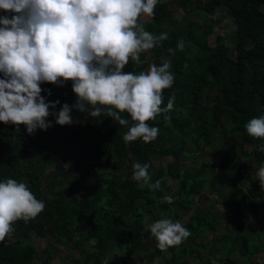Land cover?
<instances>
[{
  "label": "trees",
  "instance_id": "1",
  "mask_svg": "<svg viewBox=\"0 0 264 264\" xmlns=\"http://www.w3.org/2000/svg\"><path fill=\"white\" fill-rule=\"evenodd\" d=\"M185 1L195 9L179 19L172 17L168 0H159L154 17H148L146 23L139 20L154 35L167 33L166 40L148 51L157 66L169 63L175 77L173 86L163 91L161 105L167 106L173 97V108L148 121L149 126L159 129L154 141L123 140L132 123L127 113L121 115L129 120V125H120L103 114L92 117L91 108L88 112L78 111L70 81L64 86L41 84V95L48 103L60 102L50 109L51 113L58 114L64 104L72 108L73 122L79 125L76 131L56 124V115L47 118L51 127L46 131L37 129L31 135L24 125L17 132L15 125L0 123V182L14 179L25 183L36 199L45 204L35 219L13 224L12 239L0 242V264L42 261L49 264L50 256L44 260L30 243L32 234L40 238L54 237L62 249L84 252V264H127L140 255L142 264L154 260L160 264H191V256L198 251H204L203 256H198V264H211L212 259L219 264H236L230 259L233 252L250 260L264 248V213L255 228L243 211L233 206L229 230L217 235V217L211 206H198L193 201L208 188L217 197L216 203L233 205L227 190L236 187V178L223 168L211 170L209 178H204L212 166L206 161L192 167L182 164L187 155L196 159L194 154L206 148L219 153L221 149L216 147V142L220 140V145L224 144L229 126L240 135V141L235 142L238 149L230 144L227 157L251 158L256 164L255 174L264 165V151L260 150L264 138L249 136L245 128L252 118L264 116V0ZM218 7L230 11L236 29L230 42L216 34L211 44L208 34L212 25L207 24L197 32L191 15L213 14ZM5 15L10 18L12 14L0 11V16ZM181 38L186 42L183 51L177 49ZM170 48L175 50L174 54L168 51ZM142 67L129 60L123 71L139 74ZM205 90L215 93L210 104L204 102ZM245 145L251 148L250 152L241 149ZM61 147L90 164L88 175L92 182L83 196L79 188L82 176L64 180L68 170L61 168L62 164H58V170L64 183H43L44 175H52L46 172L53 167ZM156 156L166 160L165 165L155 163ZM135 162L150 165V182L160 180L159 190L141 188L140 182L132 179ZM169 180L175 181L176 192L171 203L163 199L172 192ZM244 195L251 207L257 201L264 206V190L260 189L258 178L250 180ZM151 207L189 230L190 236L182 243L190 247H182L180 243L161 251L156 244L147 249V242L155 239L149 230L152 222L148 225L144 222L151 215ZM210 234L214 239L203 244L202 238ZM114 249L119 256L112 255ZM145 250L149 252L143 255Z\"/></svg>",
  "mask_w": 264,
  "mask_h": 264
},
{
  "label": "clouds",
  "instance_id": "2",
  "mask_svg": "<svg viewBox=\"0 0 264 264\" xmlns=\"http://www.w3.org/2000/svg\"><path fill=\"white\" fill-rule=\"evenodd\" d=\"M159 0H0V123L12 124L19 132L24 125L29 135L37 129L47 130V118L56 115L60 126L73 123L72 108L60 102H46L41 84L64 86L72 83L77 100L74 107L98 117L101 114L129 125L122 117L127 113L131 125L125 142L138 139L154 141L157 127L149 126L158 114L168 113L174 105L170 97L163 104V91L171 88L174 74L170 64H151L146 72L135 74L123 69L129 60L140 63V54L153 49L168 38L167 33L154 35L139 23L140 17H154ZM181 38L177 49L183 51ZM170 53L175 52L168 49ZM51 93L49 92V95ZM168 117L165 116V119ZM247 134L264 138V116L252 118L245 125ZM264 151V146H261ZM150 165L133 164L134 181L140 187L159 190L161 181L151 183ZM264 190V165L256 173ZM164 201L172 199L165 196ZM45 208L25 183L14 179L0 182V242L11 240L13 224L28 223ZM151 235L161 251L179 245L190 232L179 221L162 218L149 225Z\"/></svg>",
  "mask_w": 264,
  "mask_h": 264
},
{
  "label": "rangeland",
  "instance_id": "3",
  "mask_svg": "<svg viewBox=\"0 0 264 264\" xmlns=\"http://www.w3.org/2000/svg\"><path fill=\"white\" fill-rule=\"evenodd\" d=\"M168 3L172 12V17L174 19H179L184 16L186 12L195 9L194 5L187 4L185 0H168ZM191 19L195 23V29L197 32H200L201 29H203V27H205V25L207 24L212 25L213 28L208 34V40L211 44H214L216 34L222 35L226 42H230V37H232L235 33L236 25L231 17L230 11L227 8L218 7L216 13L206 16H203L200 13H193L191 15ZM148 21V17L142 16L140 18L141 23H146ZM140 61L141 62H137V64L143 66L141 72H146L149 69V66L154 63L152 55L149 51L142 52L140 54ZM205 94L206 97L204 98V102H206L207 104L212 103L215 95L214 91L208 92L207 90H205ZM78 127L79 125L76 122H73L71 125H65V128L71 131H76ZM225 134V142L223 145H220V140H217L216 142V147H220L221 149L219 153L214 154L212 153L210 148H206L204 151L194 154L196 159L191 158V155H187L182 161V164L186 167L197 166L202 161L210 163L212 166L204 173V178H209L211 170L215 172L221 168L225 169L236 178V187L227 190L228 198L231 202H233V205L231 206H227L223 203H216L214 200L217 197L210 194L208 188H205L200 196H195L193 198V201L198 206H211L213 214L217 217V235L225 234L229 230V220L231 218V209L233 206H238L239 209L243 211L244 215L249 219V221L253 223L255 228H257L258 226L259 218L264 213V206L259 201H257L256 206L253 208L248 205V200L244 195L248 191L250 180L258 178L254 172L256 165L255 161L245 156L242 159L238 160L228 158L226 154L231 151V143L233 146L235 145V148H239L238 144H235V142L238 143L240 141V135L236 131L232 130L229 126H227ZM56 142L60 144L59 141ZM241 149L247 153L251 151V148L246 145ZM75 156H77L76 153L73 152V154H71V151L61 147L58 155L56 156V161L53 167L46 172V174L51 173L52 175H44L43 183L46 184L50 181H55L56 183H64L61 178L62 176L60 175V170H58V164H62L61 168H64V170H68V174L65 175L64 180H71L73 178H77V176H82V182L79 185V188L81 191V195H85L92 182L91 177L88 175V166L90 164L88 163V161L83 160L81 156ZM154 161L155 163H162L163 165H165L166 163V160H162L158 156L154 158ZM68 162H72V167L70 169L69 167L71 165L68 166ZM169 185L172 189V192L169 194V196L174 198L176 197V192L174 189L175 181L169 180ZM149 209L151 211V215L145 218L144 222L146 225H148L149 222L154 223L159 219L165 218L157 208L151 207ZM213 239L214 236L210 234L206 237H203L201 241L203 244H207ZM29 241L38 249V251L41 252L42 258H44V260H47V258L50 256L51 259L49 260V264H84V252L80 250L71 251L70 249H62L58 245L54 237L46 236L40 238L32 234L29 238ZM147 244V249L150 250L154 245L157 244V241L156 239L149 240ZM181 246H185L187 248L190 247L183 243L181 244ZM149 250H145V252L142 251V254L145 255V253L149 252ZM90 251L91 250H89V252ZM114 253L117 256L120 255V253L116 249H114L112 255ZM203 255L204 251L196 252L191 256L190 263L198 264L200 260L199 257ZM109 256H111V253L110 255H108V257ZM142 257V255L138 256L132 263L127 261V264H142ZM230 259L236 262V264H264V248L261 247L257 251V254H255L250 260L241 257L238 252H233L230 256ZM210 262L211 264H219L215 259L210 260ZM42 263L43 261L36 264ZM150 264H160V262L158 260H154Z\"/></svg>",
  "mask_w": 264,
  "mask_h": 264
}]
</instances>
